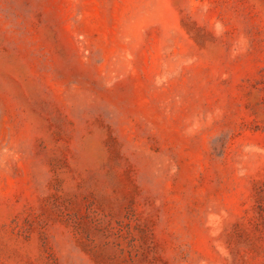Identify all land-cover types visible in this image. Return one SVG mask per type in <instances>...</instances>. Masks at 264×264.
I'll use <instances>...</instances> for the list:
<instances>
[{
	"label": "rangeland",
	"instance_id": "1",
	"mask_svg": "<svg viewBox=\"0 0 264 264\" xmlns=\"http://www.w3.org/2000/svg\"><path fill=\"white\" fill-rule=\"evenodd\" d=\"M0 264H264V0H0Z\"/></svg>",
	"mask_w": 264,
	"mask_h": 264
}]
</instances>
